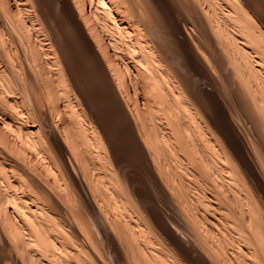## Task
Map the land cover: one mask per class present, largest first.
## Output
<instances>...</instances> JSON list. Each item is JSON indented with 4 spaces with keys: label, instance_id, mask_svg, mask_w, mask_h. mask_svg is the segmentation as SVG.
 Listing matches in <instances>:
<instances>
[{
    "label": "bare ground",
    "instance_id": "obj_1",
    "mask_svg": "<svg viewBox=\"0 0 264 264\" xmlns=\"http://www.w3.org/2000/svg\"><path fill=\"white\" fill-rule=\"evenodd\" d=\"M0 264H264V1L0 0Z\"/></svg>",
    "mask_w": 264,
    "mask_h": 264
},
{
    "label": "rangeland",
    "instance_id": "obj_2",
    "mask_svg": "<svg viewBox=\"0 0 264 264\" xmlns=\"http://www.w3.org/2000/svg\"><path fill=\"white\" fill-rule=\"evenodd\" d=\"M263 1H264V0H263ZM53 11L56 13L57 10L53 9V10H52V14H53ZM57 13H58V14H57ZM57 13H56V15H55V14H53V15L55 16V17H54V21H55L54 24H55V25L58 24V25H57V28L61 26L60 28H58V31H59V34H60V37H59V36H58V37H59V39H60L61 42H64V43H62V44L65 46V49H67L66 51H67V53L70 55L69 57H70V59L72 60V63H73L74 61H76V62L73 63V65H74L75 71H76V70H79V71H77V73L79 74V72L81 71L80 68H82L85 64H89V65H90V64L92 63L91 61L88 62L92 57H91L90 54H89L90 56L88 55V52H87L84 48H81V47H82V46H81V43H80V44L78 43L81 47H80L79 45H78L79 47H77V45H76V44H77V43H76V42H77L76 39H75V38H74V39H73V38H70L71 36H72V37L74 36V37H76V38L78 39L77 35H75L74 29L72 28L73 31L70 29V26L72 27L71 23H67L68 21H66L64 18H62L61 14L59 15V12H57ZM58 15L61 16V17H58ZM56 17H57V18H56ZM59 18H60V19H59ZM55 19L60 20V21L64 19L65 21H61V22H60V21H57V20H55ZM58 22H60V23H58ZM63 22H64V23H67V24H68V27L66 26L67 24L65 25ZM60 24H61V25H60ZM62 24H63L65 27L62 26ZM66 27H67L68 29H70L71 31L69 32V31L67 30ZM60 29H61V30H60ZM62 29L64 30V32L62 31ZM66 32H68L70 35L67 34ZM71 32L74 33V34L71 35ZM64 33H65V34H64ZM64 35H66V37H65ZM63 36H64V37H63ZM68 36H69V38L67 39ZM62 38H63V40H62ZM66 39H67V40H66ZM73 40H74V42H73ZM66 41H67L68 43H67ZM69 41L71 42L72 46L74 45L73 47H72L71 45H69V44H70ZM75 41H76V42H75ZM78 42H80L79 39H78ZM70 46H71L72 48H71ZM69 48H70V49H69ZM75 49H76V50H75ZM82 49H83V50H82ZM69 50H70V51H69ZM74 50H75V51H74ZM79 50H80V51H79ZM68 51H69V52H68ZM71 52H72L73 54H72ZM81 53H82L85 57H87V56L85 55V54H87V55H88L89 57H91V58L88 57L89 60H85V57H84V59H83V56H82ZM81 56H82V59H83L82 63H84V64L81 63V60H80V59H81ZM72 57H73V58H72ZM74 58H76L77 60H75ZM79 58H80V59H79ZM88 58H86V59H88ZM91 60H92V59H91ZM86 62H88V63H86ZM79 64H80V65H79ZM91 65H92V64H91ZM91 65H90V66H91ZM77 66H78V69H76ZM85 66H87V65H85ZM85 66H84V68H82L83 71L85 70V71L83 72V74H82V71H81L80 74H79V76L82 78V79L80 78V79L82 80V81H81V84H82L83 86L85 85L84 87H86V90H87V91H89V90L91 89L89 92H87L88 95H91L90 93H92V96H94L93 93H94V92L97 93L96 90H98V91H102V92H99V93H98V96H97V94L95 93V99H94V98H91V99H92V102H93V104H94V107H95L96 105H98V106L101 105V106H99V107H97V106H96V107H97V108H100V109L102 108L101 110H99V111H101V112H102V110L105 109V110L102 112V114L104 113L103 115L106 114L105 116H107V114H108V112H109L108 115H109L110 117L107 116L108 119L105 118V117H103V119H104V120L106 119V120L108 121V126H110V127L113 126V131L111 130L112 128L109 129V130H110V134H111L112 138H114L113 140H115V141H114L115 143L118 141V139H117V141H116V137H119V138L121 137L122 142H124V139H126V138H125V136H124V133H121L122 130L119 131V130L121 129V127L118 128V126H120V124H119V123H118L119 125L117 124V122H120L119 120H121V117H120V116H119V117L116 116V115H119V113H118V111L115 112L116 107H115V105H113V102H112V100H111V97L108 96V95H110V94H108L109 92L107 91L108 88H107V87H104V86H106L105 83H102V82H104V81H103L104 79L101 78L102 81H101V80H98V79H100V76L98 77V76H97V73H95V75H94V72L92 73V71H91V70H88V68L85 67ZM90 66H88V67H90ZM79 67H80V68H79ZM87 71H88V72L91 71L92 74L90 73V75H88L89 73H88ZM86 72H87V73H86ZM81 75H82L83 77H82ZM91 75L94 76V77L96 76L95 78L98 77L97 81H98L99 85H98V83H96V79H94ZM86 76H87V77H86ZM89 76H90V77H89ZM85 77H86V78H85ZM91 77H92L94 80H93ZM90 78H91V79H90ZM89 79H90V80H89ZM83 80H85V81H83ZM86 81H87V82H86ZM89 81H91V82H89ZM94 81H95L96 84L94 83ZM99 81H101V83H100ZM85 82H86L87 84L90 83V84H89V87L86 85ZM92 82H93V84H92ZM91 84H92V85H91ZM100 84H101V85H100ZM95 85H96L97 87H96ZM99 86H100V87H99ZM91 87L94 88V89L92 90ZM102 87H104L103 89H106V88H107V90H103ZM96 88H97V89H96ZM88 89H89V90H88ZM99 89H100V90H99ZM94 90H95V91H94ZM91 91H94V92H91ZM103 91H105L106 93H104ZM100 93H101V94H100ZM107 94H108V95H107ZM99 95H100V96H99ZM102 95H103L104 97H103ZM106 95H107V96H106ZM89 97H90V96H89ZM100 97H101L102 99H101ZM107 97H108V100H107ZM97 98H98V99L100 98L99 101H98ZM103 98H104L105 100H104ZM93 100H94V101H93ZM100 100H101V101H100ZM106 100H107V103H106ZM103 101H104V102H103ZM102 102H103V103H102ZM109 102H110V103H109ZM108 103H109V104H108ZM102 105H103V107H102ZM96 107H95V108H96ZM109 108H110V109H109ZM114 108H115V109H114ZM107 109H108V110H107ZM106 110H107V113H106ZM109 110H111V111H109ZM113 110H114V112H113ZM101 112H100V114H101ZM114 113H116V115H114ZM102 114H101V115H102ZM103 115H102V116H103ZM113 115H114V116H113ZM111 117H113L114 119L111 118ZM116 117L119 118V120H117ZM115 119H116V120H115ZM106 120H105V121H106ZM109 120H110V122H109ZM111 120H112L113 122H115V123H113V125H112V121H111ZM114 120H115V121H114ZM114 125H115V127H117L118 131H117V129L114 127ZM110 127H109V128H110ZM116 131L119 132V134H118ZM112 132H113V133H112ZM115 132H116V133H115ZM112 134H115V135H112ZM117 134H118V135H117ZM120 134H121V135H120ZM122 134H123V135H122ZM114 136H115V137H114ZM121 140H119L118 142H121ZM118 142L116 143L117 146L120 145V144L122 143V142H121L120 144H118ZM125 144H126V146L128 145V144H127V140L125 141ZM125 144H124V143L121 144V146H122V150L119 149V147H121V146H118V147H117V149H119V152L122 153L123 155H124V153L127 154V153L130 151L129 149L133 150L132 147H131L130 145H129L130 147L128 146L127 148H126L125 146H123V145H125ZM123 147H125V148H124L125 150H127V151L129 150V151H128V152H127V151H123ZM120 150L123 151V152H121ZM126 152H127V153H126ZM130 153H131V154L133 153V154L131 155ZM129 154H130V155H129ZM134 155H135V154H134V150H133V151H130V152L128 153L127 156H125L126 159L129 158V157L131 158V160H128V161L131 163L130 165H132V162H135V161L138 162V160H137V158H136L137 156H134ZM131 156H132V157H131ZM130 158H129V159H130ZM132 159H133V160H132ZM131 161H132V162H131ZM140 164H141V163H140ZM140 164L138 163L137 165H139V166L136 165L137 167L134 166V164H133V165H132L133 167L131 166L129 169H134V167H135V169L137 170V171H136L137 174H138V172H139L138 175H139L140 177L144 176V177H142L141 179H142V182H143V180H144V182H145V181H146V180H145V179H146V178H145V177H146V176H145L146 174H145V172H144L143 164H142V165H140ZM140 166H141V167H140ZM142 168H143V169H142ZM135 169H134V170H135ZM138 169H139V170H138ZM141 169H142V170H141ZM142 171H143V172H142ZM141 174H142V175H141ZM143 174H145V175H143ZM145 183H146V185H147V182H145ZM145 183H142V184H141L144 188L147 187L146 185H144ZM142 186H141V187H142ZM144 188H143V189H144ZM146 189H147V188H146Z\"/></svg>",
    "mask_w": 264,
    "mask_h": 264
}]
</instances>
